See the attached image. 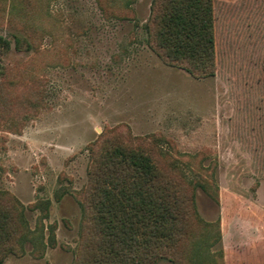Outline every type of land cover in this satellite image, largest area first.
<instances>
[{"label": "rangeland", "instance_id": "rangeland-1", "mask_svg": "<svg viewBox=\"0 0 264 264\" xmlns=\"http://www.w3.org/2000/svg\"><path fill=\"white\" fill-rule=\"evenodd\" d=\"M34 1L0 0V206L14 211L1 264H75L88 147L113 135L146 141L175 179L205 185L194 196L209 240L220 236L210 252L264 264V0H212L208 77L148 45L151 0Z\"/></svg>", "mask_w": 264, "mask_h": 264}, {"label": "trees", "instance_id": "trees-1", "mask_svg": "<svg viewBox=\"0 0 264 264\" xmlns=\"http://www.w3.org/2000/svg\"><path fill=\"white\" fill-rule=\"evenodd\" d=\"M42 1L35 0V8ZM15 15L33 29L44 24L24 6H17ZM145 30L148 45L167 64L196 77L214 75L212 0H151ZM12 36L16 49L29 47L19 34ZM0 46L8 49L9 40L0 37ZM88 153L75 264H226L222 250L210 252L220 236L209 240L214 226L197 212L194 191L206 190L203 183L178 181L153 145L130 136H104ZM9 211L0 206V264L14 235V211Z\"/></svg>", "mask_w": 264, "mask_h": 264}]
</instances>
